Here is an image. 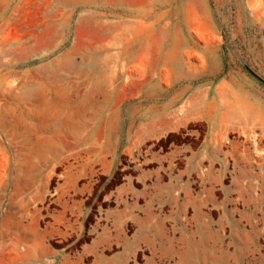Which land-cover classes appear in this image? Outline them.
Segmentation results:
<instances>
[{
  "label": "rangeland",
  "instance_id": "374dc122",
  "mask_svg": "<svg viewBox=\"0 0 264 264\" xmlns=\"http://www.w3.org/2000/svg\"><path fill=\"white\" fill-rule=\"evenodd\" d=\"M244 65L264 0H0V264H264Z\"/></svg>",
  "mask_w": 264,
  "mask_h": 264
},
{
  "label": "water",
  "instance_id": "95a60500",
  "mask_svg": "<svg viewBox=\"0 0 264 264\" xmlns=\"http://www.w3.org/2000/svg\"><path fill=\"white\" fill-rule=\"evenodd\" d=\"M245 66V68L251 73V74H253L254 76H256L260 81H262V82H264V80L263 79H261L259 76H257L248 66H246V65H244Z\"/></svg>",
  "mask_w": 264,
  "mask_h": 264
},
{
  "label": "bare ground",
  "instance_id": "6f19581e",
  "mask_svg": "<svg viewBox=\"0 0 264 264\" xmlns=\"http://www.w3.org/2000/svg\"><path fill=\"white\" fill-rule=\"evenodd\" d=\"M109 3H110V2H109ZM51 6H52V5H51ZM62 6H63V5H62ZM57 9H58V8H57ZM138 15H139V14H138ZM132 23H133V22H132ZM119 39H120V38H119ZM125 52H126V51H125ZM127 52H128V50H127ZM134 53H135V52H134ZM124 55H126V54L124 53ZM107 58H109V56H108ZM103 60H104V59H103ZM107 62H108V61H107ZM86 64H87V63H86ZM95 64H96V63H95ZM107 64H108V63H107ZM107 64H106V65H107ZM106 65H105V66H106ZM96 66H97V65H96ZM96 66H95V67H96ZM80 67H81V66H80ZM86 67H87V66H86ZM107 67H108V66H107ZM93 68H94V67H93ZM79 69H80V68H79ZM87 69H88V68H87ZM92 70H93V69H92ZM100 70H101V69H100ZM100 70H99V71H100ZM87 71H88V70H87ZM108 71H109V69H108ZM106 72H107V71H106ZM89 73H90V72H89ZM93 73H94V72H93ZM93 75H94V74H93ZM205 104H206L205 102L202 103V105H205ZM184 113H185V112H184ZM184 115H185V114H184ZM190 119H191V118H190Z\"/></svg>",
  "mask_w": 264,
  "mask_h": 264
}]
</instances>
